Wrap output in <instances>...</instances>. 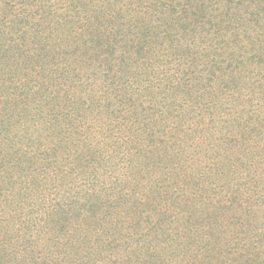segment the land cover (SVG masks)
Instances as JSON below:
<instances>
[{
	"label": "trees",
	"instance_id": "trees-1",
	"mask_svg": "<svg viewBox=\"0 0 264 264\" xmlns=\"http://www.w3.org/2000/svg\"><path fill=\"white\" fill-rule=\"evenodd\" d=\"M95 1L0 0V167L3 175L16 173V157L27 159L32 156L30 162L41 159L46 169L66 171L67 168L88 169L120 154L119 149L111 147H107V153L105 149L101 152L99 144L94 142L79 146L80 138L75 141L70 135L71 131L74 136L80 135L83 123L76 122L81 123L83 117L77 112L79 109L74 108L78 96H86L80 106L84 110L107 114L114 121L116 134L125 138L121 143L134 144L129 148L131 151L123 154L132 157L127 159V172L136 170L143 174L149 170H162L164 182L169 181L172 177L165 169L171 167L174 171L176 168L175 173L182 175L190 166L184 163V140L174 138L176 131L184 125L182 121L187 119L183 112L197 110L204 115V111L215 108L211 106L216 104L217 98L221 101L222 96H203L213 90V83L217 81L221 93L226 88L237 90L242 87L243 75H247L242 70L263 60L264 51L253 46L247 52L255 51L250 55L232 57L231 53L230 57L224 58L225 52H220L217 56L214 54L212 66L194 65L197 59L184 53L183 39L197 22L187 15L172 17L163 0L146 3L138 0V11L130 6L132 0ZM178 28L176 33L171 31ZM179 34L183 36L182 40L177 38ZM176 59L180 63L172 72L166 65ZM156 66L161 69L158 73L165 77L152 76ZM228 72L231 75L227 78ZM204 74L208 76L205 82L201 77ZM155 91L161 96H153ZM178 93L186 96H176ZM141 95L148 96H144L145 100L136 98ZM96 96L102 98L103 104L93 105ZM228 101L230 110L245 102L232 97ZM145 102L149 104L145 105ZM70 110L74 118H71ZM230 110L226 115L232 113ZM40 117L50 121L49 128L54 127V135L38 134L35 139L30 138L31 145L27 147L30 150L8 143L6 138L11 136L13 127L25 126L29 119L38 123ZM157 117L165 118L163 121L167 125L173 124L169 131L150 126ZM226 119L225 130L218 135L220 143L211 144L213 151L206 154L208 161L204 160L215 174L225 168L224 161L230 168L242 154L245 160L246 156L253 157V149L237 148L239 140L264 139L263 119L251 129L247 121L252 123L255 119L234 120V123H230L232 118L229 116ZM232 126H237L240 132H233ZM221 150L228 160H224ZM135 157L139 161L135 162ZM62 163L68 164L62 168ZM133 192H125V186L118 184L105 195L94 192L84 203L73 202L70 209L56 207L52 230L59 225V236L71 231L67 247L63 249V245H56L58 255L54 256L56 248L52 247L49 257H42L40 254L45 247L40 248L42 244L38 243V237L27 245L3 243L0 264H92L94 258L90 255L99 254L95 251L97 246L93 245L97 243L96 238L104 236L107 239L110 232L117 239L124 237L120 233L123 223L128 224L123 226L126 230H138L137 222L141 218L132 214L127 221L121 219L122 211L136 206V202L125 196V193L132 195ZM84 214H87L86 218H83ZM90 234L96 236L94 241ZM128 235L136 236L133 232ZM134 251L126 252L125 263L133 255L143 256L136 247Z\"/></svg>",
	"mask_w": 264,
	"mask_h": 264
},
{
	"label": "rangeland",
	"instance_id": "rangeland-1",
	"mask_svg": "<svg viewBox=\"0 0 264 264\" xmlns=\"http://www.w3.org/2000/svg\"><path fill=\"white\" fill-rule=\"evenodd\" d=\"M95 2L98 3L99 0ZM163 2L168 4L172 17L187 15L197 22L184 39L181 34L177 37L185 40L184 53L194 55L197 59L194 65L206 68L208 65L212 66L214 54L217 56L220 52H225L222 57L226 58L231 53L232 57L237 54L250 55L255 52L247 53L253 46L264 51V0ZM137 4L138 0H132L130 6L138 11ZM178 30L179 28L171 31L176 33ZM172 61L166 66L174 72L180 61ZM247 67L249 68L242 70L247 75H243L241 88H226L221 93L215 81L213 90L203 95L222 96L221 101L217 98L216 104L211 106L215 108L204 111V115L197 110L183 112L187 119L182 121L184 125L179 128L182 132L176 131L174 138L184 140V163L190 166L182 175L175 173V167L174 171L171 167H162L172 177L165 182L161 177L162 170H149L143 174L136 173V170L127 172V159L132 157H125L123 154L131 151L129 148L134 144L121 143L125 138L116 134L118 130L114 128V121L98 110H84L80 105L87 97L78 96L74 109H79L77 112L81 113L83 121L76 124H83L80 135L74 136L72 131L70 135L74 140L80 138L79 146L94 142L99 144L101 152L105 149L104 152L107 153V147H111L119 149L120 154L88 169L52 171L41 164V159L35 163L30 162L32 156L27 159L15 158L14 175H3L0 167V248L3 243L26 244L38 237V243L42 244L40 248L45 247L40 256L49 257L48 253L56 245H63L64 249L68 245L66 241L71 238V231L59 236V225L52 230L56 207L70 209L73 202L84 203L89 194L96 192L105 195L118 184H123L125 192L134 191L132 195L125 193V196L136 202V206L122 211L121 219L127 221L134 214L141 218L137 222L139 228L137 231L126 230L123 227L126 223H123L120 233L124 237L118 239L111 232L107 239L90 234L91 241L96 238L97 243H92L97 246L95 251L99 253L90 255V258H94L92 264H264V139L257 137L252 142L249 138L239 140L237 148L241 146L253 149V157L246 156L245 160L242 154V157L234 160L233 165L231 163L230 168L224 161L225 168L218 174L209 170V165L204 162L208 161L206 154L213 151L210 150L211 144L220 143L218 135L225 130L227 124L224 122L228 116L232 118L230 123H234V120L255 119L252 123L247 121L250 129L257 126L260 119L264 123V98L259 97L264 96V55L263 60ZM155 69L153 77H165L158 73L161 70L159 67L156 66ZM227 75L228 78L231 73L228 72ZM201 77L204 82L208 79L206 74ZM143 83L148 84L146 81ZM158 94L155 91L153 96H159ZM144 96L148 95L136 98L145 100ZM176 96L186 95L178 93ZM231 97L245 102L241 107L230 110L228 100ZM95 103L103 104L102 98L96 96L93 105ZM147 103L149 104L145 102V105ZM229 110L232 113L226 115ZM73 114L70 110L71 118L75 117ZM40 119L38 123L29 119L25 126L13 127L11 136L6 138L8 143L12 142L16 148L23 145L24 150H30L31 148H27L31 145L30 138L35 139L38 134L50 137L54 135V127L49 128L50 121L45 117ZM163 120L165 118L157 117V120L150 122V126L155 130L169 131L173 124L167 125ZM38 127L43 130L39 131ZM232 131L239 133L240 129L232 126ZM111 133L114 134L113 137L110 136ZM240 136L241 134L238 135ZM121 144L123 147L120 148ZM220 152L224 160H228L225 158L226 154L222 150ZM137 161L139 159L135 157V162ZM67 164L62 163V168ZM86 217L87 214H84L83 218ZM132 232L136 236L128 235ZM134 247L143 256L133 255L125 263L126 252H135ZM56 255L57 248L54 250V256ZM137 257L140 258L139 263Z\"/></svg>",
	"mask_w": 264,
	"mask_h": 264
}]
</instances>
